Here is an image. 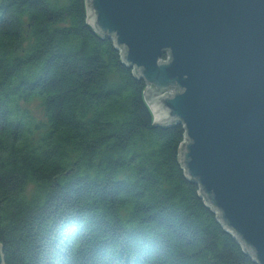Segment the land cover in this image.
Wrapping results in <instances>:
<instances>
[{"label":"trees","instance_id":"1","mask_svg":"<svg viewBox=\"0 0 264 264\" xmlns=\"http://www.w3.org/2000/svg\"><path fill=\"white\" fill-rule=\"evenodd\" d=\"M83 0H0L4 264H257L183 174L179 123Z\"/></svg>","mask_w":264,"mask_h":264},{"label":"water","instance_id":"2","mask_svg":"<svg viewBox=\"0 0 264 264\" xmlns=\"http://www.w3.org/2000/svg\"><path fill=\"white\" fill-rule=\"evenodd\" d=\"M83 1L84 23L145 82L150 125H182L183 174L264 264V0Z\"/></svg>","mask_w":264,"mask_h":264}]
</instances>
